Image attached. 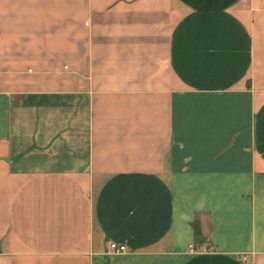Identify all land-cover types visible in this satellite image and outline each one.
<instances>
[{"label":"crops","instance_id":"0c3cea01","mask_svg":"<svg viewBox=\"0 0 264 264\" xmlns=\"http://www.w3.org/2000/svg\"><path fill=\"white\" fill-rule=\"evenodd\" d=\"M0 264H264V0H0Z\"/></svg>","mask_w":264,"mask_h":264},{"label":"built area","instance_id":"2783aa9c","mask_svg":"<svg viewBox=\"0 0 264 264\" xmlns=\"http://www.w3.org/2000/svg\"><path fill=\"white\" fill-rule=\"evenodd\" d=\"M110 249L116 252H121L126 250V245L112 242L110 243Z\"/></svg>","mask_w":264,"mask_h":264}]
</instances>
